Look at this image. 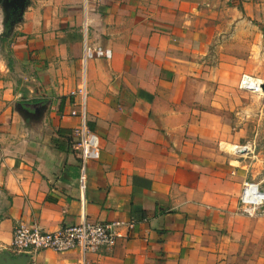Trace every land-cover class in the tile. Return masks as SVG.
Returning <instances> with one entry per match:
<instances>
[{
  "label": "crops",
  "instance_id": "1",
  "mask_svg": "<svg viewBox=\"0 0 264 264\" xmlns=\"http://www.w3.org/2000/svg\"><path fill=\"white\" fill-rule=\"evenodd\" d=\"M11 31L21 85L0 100V252L17 223L119 220L127 236L84 264H264V217L235 214L257 163L231 151L228 118L234 73L264 63V0H30ZM87 44L113 57L84 61ZM83 81L101 144L84 191L81 117L62 119ZM36 261L83 264L78 249Z\"/></svg>",
  "mask_w": 264,
  "mask_h": 264
},
{
  "label": "built area",
  "instance_id": "2",
  "mask_svg": "<svg viewBox=\"0 0 264 264\" xmlns=\"http://www.w3.org/2000/svg\"><path fill=\"white\" fill-rule=\"evenodd\" d=\"M113 57L112 50L104 45L85 46L84 61L90 59H106ZM264 79L259 76L244 73L239 81L242 91L257 95L264 94ZM77 93L79 101L78 109L63 115L64 122H70L75 116L81 117V122L74 128L78 138L80 152V188L84 191L87 187L88 164L100 157V137L92 131L87 124L86 99L88 96L86 82L83 81ZM1 133V129H0ZM252 145H237L236 154L244 157L250 154ZM238 206L249 215L260 214L264 211V184L263 181L246 179L242 184ZM132 223L119 220L106 222H83L71 226H64L55 231H46L38 223H17L13 229V238L10 250L14 253H31L30 264H38L37 254L45 249L57 252L78 249L82 255V263L89 254L97 253L103 248H109L116 242L127 236L126 229H131Z\"/></svg>",
  "mask_w": 264,
  "mask_h": 264
},
{
  "label": "rangeland",
  "instance_id": "3",
  "mask_svg": "<svg viewBox=\"0 0 264 264\" xmlns=\"http://www.w3.org/2000/svg\"><path fill=\"white\" fill-rule=\"evenodd\" d=\"M8 13V7H6L5 4L0 3V100H6L8 98L7 94L9 96L17 94L19 92L18 86L21 85L18 72L10 68L9 65L10 45L12 42V39L10 41L9 38L13 35L11 33V27L7 25ZM251 64L252 66L249 67L248 70L234 73V76L232 77L234 80L231 81L232 84H230V86L233 89L234 100L231 101L228 108V111L230 112L228 113V118L231 124L234 125L232 135L237 138V141L235 142L240 143V145H252V151L250 154L242 157L241 160H245L244 163L246 164L251 163V160H254L257 163L253 164L250 167V170H254V173L256 174L255 179H263L264 184V94L257 95L248 93L239 88V81L244 73L253 74L264 79V63L260 64L258 61H255ZM20 79L22 80V78ZM230 146L232 145H229V147ZM235 214L256 219L264 217V211L262 210L260 214L253 216L245 213L238 205ZM250 251V259H255V255L258 253L259 248L251 247ZM241 256L242 255H240V257ZM243 258L244 256L242 259ZM244 262L246 264H251L253 261H250L245 257L243 259V264H245Z\"/></svg>",
  "mask_w": 264,
  "mask_h": 264
},
{
  "label": "water",
  "instance_id": "4",
  "mask_svg": "<svg viewBox=\"0 0 264 264\" xmlns=\"http://www.w3.org/2000/svg\"><path fill=\"white\" fill-rule=\"evenodd\" d=\"M29 2L30 0H6L5 5H18L20 7V18L18 19V21H20ZM30 260L31 253L29 252L14 253L10 250H4L0 252V264H30Z\"/></svg>",
  "mask_w": 264,
  "mask_h": 264
},
{
  "label": "flooded vegetation",
  "instance_id": "5",
  "mask_svg": "<svg viewBox=\"0 0 264 264\" xmlns=\"http://www.w3.org/2000/svg\"><path fill=\"white\" fill-rule=\"evenodd\" d=\"M6 0H0V3L5 4ZM8 7V16H7V25L12 28V25H14L15 22H18V19L20 18V7L18 5H6Z\"/></svg>",
  "mask_w": 264,
  "mask_h": 264
},
{
  "label": "bare ground",
  "instance_id": "6",
  "mask_svg": "<svg viewBox=\"0 0 264 264\" xmlns=\"http://www.w3.org/2000/svg\"><path fill=\"white\" fill-rule=\"evenodd\" d=\"M236 148H237V145L234 147L233 150H231L232 152H236Z\"/></svg>",
  "mask_w": 264,
  "mask_h": 264
}]
</instances>
